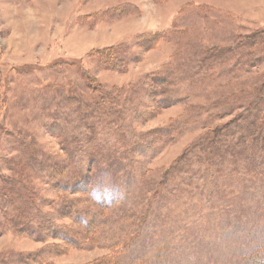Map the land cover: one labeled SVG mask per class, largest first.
<instances>
[{"label":"rangeland","instance_id":"rangeland-1","mask_svg":"<svg viewBox=\"0 0 264 264\" xmlns=\"http://www.w3.org/2000/svg\"><path fill=\"white\" fill-rule=\"evenodd\" d=\"M263 262L264 0H0V264Z\"/></svg>","mask_w":264,"mask_h":264},{"label":"bare ground","instance_id":"bare-ground-1","mask_svg":"<svg viewBox=\"0 0 264 264\" xmlns=\"http://www.w3.org/2000/svg\"><path fill=\"white\" fill-rule=\"evenodd\" d=\"M31 18V20L33 21V18L32 17H30Z\"/></svg>","mask_w":264,"mask_h":264},{"label":"trees","instance_id":"trees-1","mask_svg":"<svg viewBox=\"0 0 264 264\" xmlns=\"http://www.w3.org/2000/svg\"><path fill=\"white\" fill-rule=\"evenodd\" d=\"M263 264H264V262H263Z\"/></svg>","mask_w":264,"mask_h":264}]
</instances>
